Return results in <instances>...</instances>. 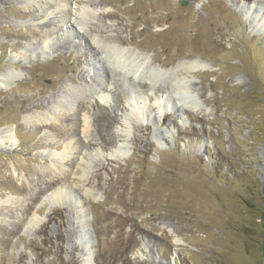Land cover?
Segmentation results:
<instances>
[{"label":"rangeland","instance_id":"1","mask_svg":"<svg viewBox=\"0 0 264 264\" xmlns=\"http://www.w3.org/2000/svg\"><path fill=\"white\" fill-rule=\"evenodd\" d=\"M105 39L143 68L211 67L175 92L145 69L112 77L94 47ZM87 70L110 77L109 100L62 101L34 125ZM8 73L0 264H264V0H0Z\"/></svg>","mask_w":264,"mask_h":264},{"label":"bare ground","instance_id":"2","mask_svg":"<svg viewBox=\"0 0 264 264\" xmlns=\"http://www.w3.org/2000/svg\"><path fill=\"white\" fill-rule=\"evenodd\" d=\"M29 1L31 2V0H29ZM72 1L74 2L76 0H72ZM80 1L85 2V0H80ZM82 6H83V3H82ZM42 8H43V6H42ZM84 9H85V13L88 12L86 8H84ZM82 17H83V14H82ZM76 23L79 24L78 22H76ZM69 24L73 25L71 22H69ZM94 44H95L94 47L96 48V50L100 51V55L98 57L97 62L100 63V61H101L103 63V64L100 63V66L103 70L106 69L107 74H109L113 77L114 75L117 74L118 70H120V71H122V70L127 71L128 70L129 73L131 72V73L137 75L138 72H140L142 69H145V73L143 71V73H144L143 78L149 79V81L150 80L153 81L154 84H152V86L157 85L159 82H163L162 80H165L168 83V80H169V85H170L169 87L171 89H173L174 92L176 90L179 91V89L182 90L185 88L184 82H180V80L176 79L177 76L179 77V75L183 74L184 72L188 73V72H192V71L206 70L209 67H211L210 63H208L206 60H204L200 57H196L193 59L180 61L179 63H177L175 66H173L171 68H163V67H160L159 65L158 66H150L149 68H143L144 65H146L143 57L140 58V56L136 55L135 51H131L130 48L126 49V48L122 47L121 45H123V44L120 45V44L112 43V40H110V39H105L103 41V44H101L100 41H95ZM175 67H177V68H175ZM91 74H90V71H88V70L86 73H83V77L85 80H87V78H89V77L91 78V80H90L91 83L84 82L80 86H73L72 84H67V87H66V89H64V91L65 92H71L72 91L74 93L72 98L66 99V97H64L63 94H59L61 96V98L57 99V102H55V105H53V109L49 110V112L46 116L47 118L43 117V119H42V117L36 116L35 118L32 119L34 125L40 127V126H43L45 124H52V122H55V119L53 117H54V115H60L58 110H59V106H60L62 101H63L62 103H64L65 105H66V102H70V104H71L70 110H72V111H74V109H75V107H74L75 102H84V100L86 101V99H88V100L98 99L100 102H107L110 98V94H109L108 90L112 87V82L110 81V77H106V79H102L103 81L101 80L99 83L97 82L95 84L93 82V76ZM10 76H12L14 79L18 78V75H16V74L13 75L10 73H8V76H6V77L3 76L0 78L1 84L3 85V87L5 89H8L11 85V82L9 80ZM142 83H147V82L144 81ZM59 95H57V97H59ZM201 105L202 104L194 103V104H189L188 107H190L191 110L192 109L197 110V109L203 108V106H201ZM162 110H164V111L170 110V105L167 104L166 106H164V109H162ZM85 121L87 122V120H85ZM65 156H64V154H59V156L57 158L60 161L61 160L66 161L67 158ZM78 161H79V159H78ZM52 196H53L52 201L54 203V204L52 203V207H53L59 203L60 197L63 196V189H59V190L55 191L52 194ZM62 200L63 199H61V201ZM58 205H60V204H58Z\"/></svg>","mask_w":264,"mask_h":264},{"label":"water","instance_id":"3","mask_svg":"<svg viewBox=\"0 0 264 264\" xmlns=\"http://www.w3.org/2000/svg\"><path fill=\"white\" fill-rule=\"evenodd\" d=\"M181 3H182V4H186V3H187V0H181ZM84 230H85V232H86L85 235L88 236V235H89V231L87 230V228H85ZM83 235H84V234H83Z\"/></svg>","mask_w":264,"mask_h":264}]
</instances>
